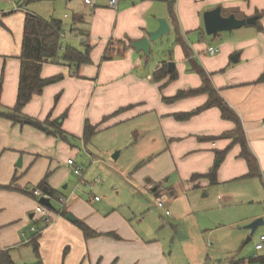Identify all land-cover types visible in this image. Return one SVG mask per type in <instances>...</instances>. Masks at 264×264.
<instances>
[{"label": "crops", "instance_id": "1", "mask_svg": "<svg viewBox=\"0 0 264 264\" xmlns=\"http://www.w3.org/2000/svg\"><path fill=\"white\" fill-rule=\"evenodd\" d=\"M45 1L0 0L3 113L17 104L26 13L58 19L53 14L43 16L34 5ZM183 2L196 6L194 18L178 17L174 12L178 3L174 6L170 0H122L118 11L110 9L107 0H98L92 22L76 15L68 33V22L62 21L61 54L68 46L88 51L90 63L77 67L60 60L43 66V79H60L34 95L22 112L43 123L47 131L0 117V251H9L15 264H231L238 260L250 264L248 260L255 255L264 256L255 253L223 262L203 252L191 258L188 252L175 260L152 230L134 227L126 216L115 209L110 212L96 197L68 191V178L75 174L68 161H75L76 144L86 147L103 130L123 125L125 137L130 136L126 147L136 148L134 157L141 161L135 170L146 164L161 169L147 180L156 196H161L158 183L165 177L171 186L164 196L171 200L206 186L264 178V82H259L264 74V0ZM218 7L224 17L259 19L255 25L207 38L204 14ZM161 18L168 21L171 33L152 43L149 56L133 48V42L157 30ZM76 33L88 35L89 44L82 42V48H76L72 44L79 39ZM119 43L124 46L117 48ZM112 46L118 54L108 58ZM210 47L219 52L210 55ZM170 62L175 64L173 72ZM196 67L205 71L237 120L224 118L218 107L195 113L208 102L207 94L181 96L202 88L204 81ZM87 124L96 128L88 141L84 138ZM243 143L256 158L261 177H246L250 167L243 157ZM119 148L123 149L122 144ZM122 152L113 159H119ZM214 170L215 182L209 177ZM45 178L59 198L67 199L61 208H48L52 223L47 227L36 213L39 197L34 194ZM69 214L77 221L68 220ZM259 217L256 214L252 219ZM78 222L98 235L86 238ZM23 251L25 258L19 259L16 255Z\"/></svg>", "mask_w": 264, "mask_h": 264}, {"label": "rangeland", "instance_id": "2", "mask_svg": "<svg viewBox=\"0 0 264 264\" xmlns=\"http://www.w3.org/2000/svg\"><path fill=\"white\" fill-rule=\"evenodd\" d=\"M183 1L174 4L175 14L194 18L196 6L188 2L184 5ZM34 5L39 7L43 16L46 14L50 18L53 14L55 18L68 22V33L71 31L70 23L74 25V16H84L87 22L93 20V14L84 0H46ZM166 7L168 9L167 3ZM210 37L207 35V38ZM72 44L82 48V38ZM124 129V125L109 127L96 135L86 147L82 143L76 144L78 153L75 154V163L81 174L69 176V193L74 191L77 196L88 199L98 197L110 212L115 209L126 216L134 227L152 230L158 240L168 246L167 254L175 260L185 258L188 252L191 258L198 253L202 256L203 252L223 262L232 258H250L255 253L264 255V250L255 249L264 234V225L258 228L249 243L246 241L250 231L245 229L256 220L252 219L256 214H260L257 219L264 220V178H242L232 183L206 186L184 192V198L171 200L169 196H164L171 186L167 182L169 177H165L158 183L161 196H156L152 188L149 190L147 180L159 174L161 169L156 164H146L135 170L141 161L134 157L136 148L126 147L130 144V136L125 137L127 133ZM121 144L123 149H118ZM89 152L94 161H91ZM119 152H122L121 157L113 159V155ZM69 167L73 172V166ZM157 197L165 202L163 209L156 205ZM53 205L56 208L63 206L58 199L53 201ZM166 210L170 211V215H166ZM16 256L25 258V251Z\"/></svg>", "mask_w": 264, "mask_h": 264}, {"label": "trees", "instance_id": "3", "mask_svg": "<svg viewBox=\"0 0 264 264\" xmlns=\"http://www.w3.org/2000/svg\"><path fill=\"white\" fill-rule=\"evenodd\" d=\"M62 32L63 23L58 19L45 20L34 13H26L25 27H24V38L22 45L21 55V76L20 85L18 91V99L16 106L11 109L8 113L1 111V88H0V117L6 118L14 123L31 125L41 131H47L43 123L35 119L26 117L23 115V108L34 95L41 94L45 87L57 82L60 77L43 79L41 77V71L45 64L55 63L63 60L66 63L80 67L81 65L90 63L88 51L81 52L73 47H66L63 55L61 54L62 48ZM83 35V33H81ZM88 36V35H86ZM181 41L182 39L179 38ZM123 43H119L118 47H123ZM186 51H188L185 45ZM126 50V48H125ZM118 51L115 46H112L107 51L108 58L117 55ZM189 58V54H187ZM195 70L203 78V86L198 90H191L189 92H183L181 96H191L197 94H207L209 97L206 105L198 109L195 113L207 110L212 107H218L221 109L223 117L226 119L237 120L236 115L225 103V101L218 95L213 89L211 82L201 67H196ZM259 82H264V74L260 78ZM193 113V114H195ZM53 126H57V123H52ZM58 128V127H57ZM96 132V128L89 124L85 127L84 138L88 141ZM244 144V143H243ZM243 157L246 158L250 173L246 176L248 178L261 177L260 169L256 158L250 153L246 143L243 145ZM215 170L209 174V177L215 182L216 180ZM7 189H13V187H7ZM41 190L43 193L49 195L52 199H58L57 193L52 190L45 178L35 190ZM34 190V191H35ZM51 210V209H50ZM62 215H66V212H61ZM77 225L83 231L86 238H92L98 234L91 230L89 226L84 223L78 222ZM35 253L39 257V245L37 240L33 241ZM245 260L232 261L231 264H241ZM250 264H264V256L253 257L248 260ZM0 264H15L12 260L9 251H0Z\"/></svg>", "mask_w": 264, "mask_h": 264}, {"label": "water", "instance_id": "4", "mask_svg": "<svg viewBox=\"0 0 264 264\" xmlns=\"http://www.w3.org/2000/svg\"><path fill=\"white\" fill-rule=\"evenodd\" d=\"M259 17L254 16L247 19H238L235 15H230L229 17L222 16L221 8H216L214 10L208 11L204 14L205 32L208 36H213L221 32H230L233 30L241 29L245 26L255 25ZM159 27L155 31H150L148 36L140 41H135L131 44L133 48L137 51H143L146 56L151 53L152 43L159 41L169 33H171V27L166 19H158ZM175 68L174 63H169V70L173 72ZM117 157V153L114 158ZM22 160L20 159L18 166H21ZM39 203L51 210H55V206L52 203V199L40 198ZM67 219L70 221H77L73 215L69 214ZM264 225L263 219H256L250 224H248L245 229L250 231V236L248 237L246 243L252 240V236L256 233L259 227Z\"/></svg>", "mask_w": 264, "mask_h": 264}, {"label": "built area", "instance_id": "5", "mask_svg": "<svg viewBox=\"0 0 264 264\" xmlns=\"http://www.w3.org/2000/svg\"><path fill=\"white\" fill-rule=\"evenodd\" d=\"M122 0H107V3H108V7L114 11H118L119 9V5H120V2ZM171 3L173 4H177L179 2V0H170ZM84 3L89 7L91 13H94L96 11V9L98 8V0H84ZM65 35V32L63 31L62 32V36ZM76 37H79L78 36V33L75 34ZM80 38V37H79ZM82 38V42L85 44V45H88L89 42H90V37L89 36H83L81 37ZM219 52V50L217 48H214V47H210L208 49V53L210 55H215ZM68 164L70 166H73L74 168V172L76 175H80L81 174V169L76 166V163L74 160H69L68 161ZM34 194L40 198L44 197V198H49V199H52L49 195L43 193L41 190L37 189L34 191ZM97 201L100 200L98 197L95 198ZM67 199L64 198V197H60L59 198V202L64 205L66 203ZM156 205L159 207V208H164L165 207V202L163 201V199L161 197H157L156 199ZM36 213L40 216V221H42V223L44 224V226H49L51 223H52V217L50 216L49 214V209L43 205H41L40 203L38 204L37 208H36ZM166 214L167 215H170V211L169 210H166ZM45 227V228H46ZM44 228V229H45ZM32 231L33 232H36V233H41V231L37 230L36 227H32ZM264 248V236L260 238V242L256 245L255 249L256 251H261L263 250ZM258 255H255V258H257Z\"/></svg>", "mask_w": 264, "mask_h": 264}]
</instances>
